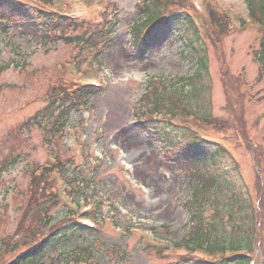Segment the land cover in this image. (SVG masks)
Returning <instances> with one entry per match:
<instances>
[{
  "label": "rangeland",
  "instance_id": "rangeland-1",
  "mask_svg": "<svg viewBox=\"0 0 264 264\" xmlns=\"http://www.w3.org/2000/svg\"><path fill=\"white\" fill-rule=\"evenodd\" d=\"M27 1L83 17L92 27L103 24L110 33L98 36L91 48L46 41L18 22L0 31V264L60 225L81 223L84 214L96 227L71 222L59 233L70 230L69 236L61 239L57 233L37 264H171L172 257L194 253L180 246L197 227L192 215L198 202L192 198L202 179L193 177L190 160L168 157L161 135L138 126L136 113L149 81L170 84L166 101L181 100L176 122L193 124L227 145L230 154L216 167L224 171L237 163L240 181L235 177L232 187L237 193L247 188L253 211L243 207L231 211L233 216L225 209L216 214V205L202 199L204 219L217 216L219 232L232 238L250 232L252 215L253 264H264V65L256 57L264 36L260 4L249 9L248 0H161L166 12H190L197 33L173 25L142 58L134 47L142 0ZM144 29H138L139 36ZM184 37L207 58L201 74L186 56L193 53ZM95 81L105 90L73 111L69 126L56 136L27 123L55 90ZM207 114L210 122L203 119ZM196 254L211 257L203 249Z\"/></svg>",
  "mask_w": 264,
  "mask_h": 264
},
{
  "label": "trees",
  "instance_id": "trees-1",
  "mask_svg": "<svg viewBox=\"0 0 264 264\" xmlns=\"http://www.w3.org/2000/svg\"><path fill=\"white\" fill-rule=\"evenodd\" d=\"M250 4V9L259 8L258 4H260L261 9L264 10V0H250ZM0 7H4L0 16V31L4 32L8 31V26L11 23L18 22L21 23V28H25L26 33L33 36H42L46 41L59 39L67 44L75 43L76 45L82 46L85 43L94 45L97 43L98 36L105 37L110 33L107 27L94 29L95 31H93L92 27L85 20L72 18L59 10L47 6L34 5L27 0H0ZM138 8L143 17L140 22L134 25V31L137 35L135 48L138 55L142 58L147 56L157 42L166 36L167 32H171L173 25L180 32L185 31L187 28L186 31L197 33L196 27L189 16V12L187 14L181 10L166 12V3L161 0H142ZM188 21L190 24H188ZM185 24L186 27H183ZM145 26L150 28L140 39V30L138 29ZM108 42L106 41L105 45ZM189 44L192 46L191 52L193 54L192 56L185 55L192 57V61L197 64L196 75L201 74L207 67V58L198 53L199 48L194 46L192 40L189 41ZM256 57L263 65L264 36L261 40L260 49L256 51ZM148 84L149 89L140 99V105L136 113L138 126L147 131L154 130L157 134L161 135L166 140L165 146L168 157L173 161H177L178 158L190 160L191 166L189 170L192 172L193 177L199 176L202 179V185L196 193L194 191V198H192L198 202L196 203L198 211L192 215L193 218H196L197 227L191 232L190 238L185 243H194V245L198 246H204L206 244L211 250L223 248L227 245L226 242H220L222 240H230L233 248H239L243 245L250 246L254 234L252 215L250 232L248 234L243 233V235L234 234L232 238H228V232H219V227L216 225L221 220L219 221L217 216H214L212 221L206 222L203 215L205 206L202 199L205 202L209 201V203L216 205V214H221L224 209L226 212H237L239 208L241 209L243 207L250 208L253 211L250 197L246 191L247 189L241 185L243 189L237 193L236 186L234 185L235 187H232L235 177L240 181L237 167L235 165L230 168L226 167L224 171H219L218 167H216L221 158L227 157L228 152L220 144L208 142L197 136H193L188 131L189 129L184 134L181 133L182 128H179L177 133L170 134L169 132L173 130L175 124L172 119L174 117H180L177 114L179 107L176 105H180L181 100L174 99L173 97L172 100L170 99L171 102L165 100L166 92L172 89L170 84L159 86L154 81H149ZM100 93V88L84 84L69 87V89L55 90V94H53L49 102L40 111L30 117L27 123L31 122L33 126L40 127L52 136H56V133L61 131V128H64L66 125L68 126L70 113L78 110L82 105L90 101L92 97ZM208 114L204 115L205 118L203 119L210 122L213 120V117ZM171 125V128L165 127H170ZM180 127L183 126L180 125ZM17 161V159L14 160V162ZM226 191H230V194L224 195L223 192ZM220 197L226 199H219ZM227 197H231V199L229 200ZM220 202H222V206L219 208ZM232 212L231 216H233ZM200 219H203V224L199 221ZM69 224L71 223L60 225L38 246L18 253L6 264H37L45 247L53 240L55 242L58 234ZM71 227L73 229L78 228L76 226ZM237 227L241 229L238 224ZM69 232L59 234L62 236L61 239L68 237ZM222 260V263H228V259L226 258L216 262L201 257L183 255L172 257L171 264H222ZM236 263L248 264L247 260L244 259H239Z\"/></svg>",
  "mask_w": 264,
  "mask_h": 264
}]
</instances>
